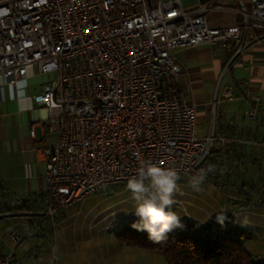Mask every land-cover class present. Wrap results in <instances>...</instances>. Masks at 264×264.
<instances>
[{
    "label": "built area",
    "instance_id": "1",
    "mask_svg": "<svg viewBox=\"0 0 264 264\" xmlns=\"http://www.w3.org/2000/svg\"><path fill=\"white\" fill-rule=\"evenodd\" d=\"M249 3L241 21L213 27L205 8L187 11L179 0H0V79L15 85L30 67L55 73L33 96L56 135L44 148L46 209L33 214L126 184L145 160L180 176L204 168L216 136L197 134L174 51L219 43L227 67L238 61L247 45L264 43V0ZM224 96H233L232 86ZM29 230L10 231L13 248L0 264H17L14 248Z\"/></svg>",
    "mask_w": 264,
    "mask_h": 264
},
{
    "label": "crops",
    "instance_id": "2",
    "mask_svg": "<svg viewBox=\"0 0 264 264\" xmlns=\"http://www.w3.org/2000/svg\"><path fill=\"white\" fill-rule=\"evenodd\" d=\"M179 1L187 11L205 8V18L213 27L239 22L243 17L242 6L250 9L249 0ZM174 55L183 63L185 69L181 84L188 85L186 98L196 105V126L201 125V137L211 134L208 131L210 127V131L216 136L213 145L222 142L220 137L227 133L225 128L230 124H237L238 127L248 124L251 127H259L260 131L264 130L262 41L247 45L239 60L232 62L228 67L230 54L219 43L202 42L188 45L176 49ZM54 75V72L38 73L34 67H30L24 79L15 85L0 79V193L6 197L12 196L14 204L16 196L30 195L36 207L35 211L46 209L43 200L46 160L44 148L56 142V135L49 132L46 124L49 110L37 104L33 96ZM228 86L233 87L231 98L224 96ZM250 108L255 109L254 116L245 114L248 118H243V112ZM250 117L259 119L255 118L252 122ZM254 155L259 156L256 152ZM248 158V154L242 157V167L221 168L216 178L211 177L209 173L201 185L203 200L198 206L192 202L187 205L180 220L193 219L205 226L219 218L221 221L217 224L211 223L212 226L221 227V223H229L237 229H244L253 236L252 251L264 254V168L260 166L262 162H251ZM199 171L189 172L196 175ZM252 184L259 188V191L253 188ZM239 202L244 204L243 209L239 208ZM63 207L65 206L59 207L60 210L52 215L44 216L33 214V211L14 212L19 217L11 224L10 231L28 226L32 237L35 235L33 239L39 240L38 235L45 234L46 230L51 232L66 221L68 216L60 218L66 211ZM191 208L196 209L197 213L190 212ZM9 239L12 245H7L5 249L0 248L3 254L13 248L10 236ZM120 246L127 247L121 243ZM142 251L151 257L147 262L142 263L135 256L136 258L127 264H164L161 255ZM41 256L43 260L37 259L34 264H52L48 255ZM90 262L93 264L92 260Z\"/></svg>",
    "mask_w": 264,
    "mask_h": 264
},
{
    "label": "rangeland",
    "instance_id": "3",
    "mask_svg": "<svg viewBox=\"0 0 264 264\" xmlns=\"http://www.w3.org/2000/svg\"><path fill=\"white\" fill-rule=\"evenodd\" d=\"M243 115L248 118L244 112ZM250 118L254 122L255 117ZM201 130L199 125L197 127L199 136ZM208 131L211 133L210 127ZM194 175L192 172H186L177 182L178 190L174 194V203L170 208L181 217L184 216L187 205L192 202L198 206L203 200L202 190L197 192L190 187V178ZM125 186L117 184L105 187L102 191L94 192L76 203L63 207L66 211L60 218L68 216L66 221L51 232L46 230L45 234L38 235L39 240L33 239L35 235L32 237L30 230L26 241L15 247L14 254L19 260L18 264H34L37 259L42 261V254L48 255L52 264H90L91 260L93 264H127L136 257L142 263L147 262L151 257L147 256L145 251L134 246L119 247L120 243L114 235L123 225H133L139 221L132 211L133 201ZM191 211L193 214L197 213L194 208H191ZM11 212L13 214H9ZM11 212L0 213L2 249L12 245L9 239L10 226L16 217H19L14 214L17 211Z\"/></svg>",
    "mask_w": 264,
    "mask_h": 264
},
{
    "label": "trees",
    "instance_id": "4",
    "mask_svg": "<svg viewBox=\"0 0 264 264\" xmlns=\"http://www.w3.org/2000/svg\"><path fill=\"white\" fill-rule=\"evenodd\" d=\"M258 119L257 117L256 120ZM225 129L227 130V133L223 135L226 138L225 142H217L213 145L211 154L207 157L205 167L202 169L215 165V171L211 172V177L216 178L218 171L223 167L229 169L242 167L244 163L242 157L246 154L251 162H262L260 166L264 168V130L260 131L259 127H251L248 124L240 127L237 124H230ZM255 152L259 156H255ZM252 187L256 188L254 184ZM256 190L259 191V188ZM11 199L12 196L6 197L0 193V213L36 210L28 194L16 196L15 204ZM45 199L44 192V203ZM243 199L244 197L240 201ZM239 208H244L242 202H239ZM220 221L213 220L211 223L217 224ZM181 223L182 227H176L168 232L165 239L159 243L151 240L146 231L136 230L131 224L123 225L114 235L121 244L163 256L164 264H264V254L252 251L253 236L244 229H237L229 223H221V227L212 226L211 223V225L202 226L193 219L181 220ZM14 261L17 264L19 262L16 254H14Z\"/></svg>",
    "mask_w": 264,
    "mask_h": 264
},
{
    "label": "clouds",
    "instance_id": "5",
    "mask_svg": "<svg viewBox=\"0 0 264 264\" xmlns=\"http://www.w3.org/2000/svg\"><path fill=\"white\" fill-rule=\"evenodd\" d=\"M215 171V165L201 169L190 178V187L201 191L207 175ZM180 175L174 167H162L150 160L142 161L136 174L128 178L126 190L133 201V212L139 221L132 225L139 231H146L156 243L176 227H182L180 216L171 210L174 194L178 190ZM168 208L166 211L165 209Z\"/></svg>",
    "mask_w": 264,
    "mask_h": 264
}]
</instances>
